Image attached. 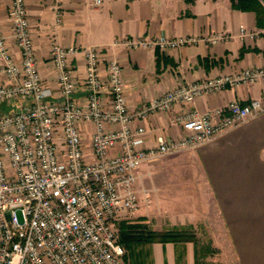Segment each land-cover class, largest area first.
<instances>
[{
    "label": "built area",
    "instance_id": "obj_1",
    "mask_svg": "<svg viewBox=\"0 0 264 264\" xmlns=\"http://www.w3.org/2000/svg\"><path fill=\"white\" fill-rule=\"evenodd\" d=\"M100 3L95 0V5ZM8 18L19 56L0 28V73L9 80L0 85V104L26 105L0 115V264H125L117 225L151 202L150 190L139 187L141 167L195 150L264 113V102L258 99L233 101L204 113L191 111L175 119L183 136L159 135L156 145L148 147L142 123L149 117L255 84L264 80V68L179 85L130 109L117 60L104 68L101 49L54 43L50 62L61 101H49L26 0H9ZM240 31L246 35L244 27ZM231 38L220 32L126 38L114 44L168 50ZM77 55L85 59V105L74 98L81 85L70 59ZM88 127L93 128L89 144L84 140Z\"/></svg>",
    "mask_w": 264,
    "mask_h": 264
},
{
    "label": "crops",
    "instance_id": "obj_2",
    "mask_svg": "<svg viewBox=\"0 0 264 264\" xmlns=\"http://www.w3.org/2000/svg\"><path fill=\"white\" fill-rule=\"evenodd\" d=\"M26 4L49 101H61L50 62L54 43L99 48L104 68L109 61L117 60L123 67L130 109L179 85L264 68V26L258 25L254 11L237 8V0H101L99 5L95 0H26ZM8 7L9 0H0V28L12 52L19 56L11 37ZM241 27L246 30L244 36ZM220 32L232 38L215 45L200 43L168 50L129 49L114 44L126 38H176ZM70 60L81 85L74 98L85 105V59L77 55ZM5 84L9 80L0 73V85ZM257 99L264 102V80L207 95L192 104L176 105L170 112L152 115L142 123L147 132L146 145H156L159 135L168 139L183 136L182 125L175 121L181 114L204 113L233 101L247 104ZM25 105L1 103L0 115ZM92 131L88 127L84 134L87 144ZM161 163L141 169L139 187L150 190L153 207L143 203L135 217L142 211L150 214L153 210L151 214H156L154 204H158L161 231L193 226L196 232L208 234L213 247L230 251L232 264H264V113L195 150L166 160L158 174L159 167L153 165ZM159 189L164 191L161 197ZM143 250L152 264H205L190 242L154 243ZM210 259L204 262H212Z\"/></svg>",
    "mask_w": 264,
    "mask_h": 264
},
{
    "label": "rangeland",
    "instance_id": "obj_3",
    "mask_svg": "<svg viewBox=\"0 0 264 264\" xmlns=\"http://www.w3.org/2000/svg\"><path fill=\"white\" fill-rule=\"evenodd\" d=\"M179 154H177L178 156ZM171 157V158H169ZM176 158V155H173V156H168L166 158H163L161 159L160 161L162 163H165L166 160L168 159H174ZM159 161L157 162H153L151 164H148V165H152V164H155V163H158ZM157 164V165H153V167H159V169H157V173L160 174V169L161 167L164 165V164ZM146 166L143 165L141 167V169H143V167ZM156 173V171H155ZM164 191H162V189H159V197L162 196ZM166 194V193H165ZM168 194V197L169 199L171 198V195L170 193H167ZM166 204H167V201H166ZM143 205V204H142ZM151 205V202L149 204V206ZM160 205V203H159ZM153 207V204L151 205V209ZM154 207L155 209L157 210L156 211V214L152 215L151 213H153V210L152 212H150V214L147 213V211H142L140 212L136 217L135 215L130 217V218H126L124 220H121L118 225H117V229L119 231V227H120V223L125 221V222H128V223H131V224H139V225H144V226H147L149 230H152V231H155V232H166V231H172V230H176L178 229L177 231H180L181 229L182 230H187V231H190L191 233H193L195 235V238H196V242H190V243H193L196 247V251H199V255H200V258L203 259V263L205 264H232V257H231V254H230V251L227 252L226 249H221L219 247H213V240L208 236L207 233H205L204 231H195L194 227L193 226H187V227H181V228H178V227H174L172 228L171 230H163L161 231V218H160V213H159V206L158 204H154ZM166 206H164L165 208ZM142 219L143 221L145 219H147L149 222L147 224H142V223H139L137 222L138 220ZM153 229H159V230H153ZM120 234V233H119ZM119 239H120V235H119ZM171 243H185V242H171ZM154 244V243H152ZM147 245H150V244H143V245H133L130 249H127L124 245V248H125V256H124V263L125 264H152L151 262V257H149L148 255H146V253L144 252V247L147 246ZM145 253V254H144ZM204 253V254H203ZM212 260H211V259ZM206 259H210V261L212 262H204V260Z\"/></svg>",
    "mask_w": 264,
    "mask_h": 264
},
{
    "label": "trees",
    "instance_id": "obj_4",
    "mask_svg": "<svg viewBox=\"0 0 264 264\" xmlns=\"http://www.w3.org/2000/svg\"><path fill=\"white\" fill-rule=\"evenodd\" d=\"M194 1V0H187ZM237 8L254 11L257 15L258 25L264 26V0H237ZM264 53V52H263ZM155 232L147 226L121 222L119 227L120 242L127 249L133 245L168 242H196L195 235L187 230Z\"/></svg>",
    "mask_w": 264,
    "mask_h": 264
}]
</instances>
